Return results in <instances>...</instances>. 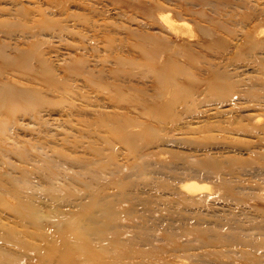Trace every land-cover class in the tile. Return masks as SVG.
<instances>
[{"label": "rangeland", "instance_id": "1", "mask_svg": "<svg viewBox=\"0 0 264 264\" xmlns=\"http://www.w3.org/2000/svg\"><path fill=\"white\" fill-rule=\"evenodd\" d=\"M0 105V264H264V0H0Z\"/></svg>", "mask_w": 264, "mask_h": 264}, {"label": "bare ground", "instance_id": "2", "mask_svg": "<svg viewBox=\"0 0 264 264\" xmlns=\"http://www.w3.org/2000/svg\"><path fill=\"white\" fill-rule=\"evenodd\" d=\"M170 15V14H169ZM169 15L168 16H163V19L165 21H167L169 23V25H174L170 19H169ZM171 19H174V18H171ZM174 21V20H173ZM173 30V29H172ZM261 31V30H260ZM174 32V31H172ZM179 34V33H178ZM192 34V33H191ZM189 35V34H187ZM46 72V71H45ZM47 73V72H46ZM173 77L171 74L167 73L165 75V80L163 81V89H160L159 90V93L160 94H163L167 87L168 86H171L172 89H174L173 87H175L173 85ZM159 81V79H158ZM179 86V85H178ZM179 88V87H178ZM177 88V89H178ZM184 90V89H183ZM10 92V91H8ZM176 94L179 93V91L175 89L174 91ZM21 93V92H20ZM23 93V92H22ZM21 93V94H22ZM186 93H187V90H186ZM7 94V93H6ZM9 94V93H8ZM7 94V95H8ZM23 95V94H22ZM173 95V94H172ZM11 96V95H10ZM3 97V96H2ZM25 97V96H24ZM181 97H185V95H182V96H173V97H170L168 98L167 100H165L163 102V104L161 105V109L159 110H154L155 108L151 107V111H149V115L150 117H152L153 119L157 120V121H162V120H165V119H170L171 117V108L173 106L174 103L177 102L178 99H180ZM13 99V98H12ZM10 100V98H9ZM15 101V100H14ZM1 106V105H0ZM31 106V105H30ZM25 107V106H24ZM17 109V108H16ZM166 117V118H165ZM125 138V137H124ZM127 138V136H126ZM133 138V137H132ZM128 139V138H127ZM190 182V179L188 180ZM187 181V185L184 186L186 187L187 190L189 191H198L199 189L202 190L203 187L198 185L197 183H189ZM15 182V181H14ZM17 182V181H16ZM184 182V181H183ZM197 182V181H196ZM185 183V182H184ZM189 183V184H188ZM199 183V182H198ZM202 183V182H201ZM184 185V184H183ZM183 185H182V188H183ZM208 187V186H207ZM202 188V189H201ZM182 190V189H181ZM205 191V190H203ZM187 192V191H186ZM196 192H194L193 194H195ZM199 193V192H198ZM18 211H21L20 209V205H18L17 207ZM34 212V211H33ZM71 218L73 217H69L67 221V224L68 226H71L72 223H76V220L73 222L71 221ZM75 218H77L75 216ZM78 223V222H77ZM57 224V222H56ZM58 227V226H56ZM78 227V226H77ZM75 228V227H74ZM78 229L76 228V231ZM58 231V230H57ZM71 237H73V245L69 244V242L67 241V238L66 237H63L61 238V240H64V243L66 246L64 248H62L61 251H58V254H57V261H58V264H101L100 262V254L96 253L93 249L90 248V245H88V243H83L82 241H79L80 238H78L79 236L76 235L74 232L70 234ZM71 242V241H70ZM32 250L34 251L35 255L38 256L39 258L41 259H44L46 257H49L51 252L53 253L56 249H46L44 252L42 251L43 249H34L32 248ZM57 251V250H56ZM56 251L54 252V254L56 253ZM53 256V255H51ZM36 258V257H35ZM38 258V259H39ZM47 259V258H46Z\"/></svg>", "mask_w": 264, "mask_h": 264}]
</instances>
